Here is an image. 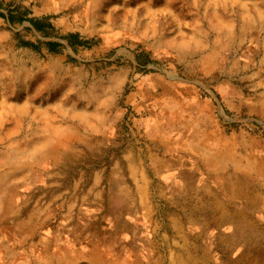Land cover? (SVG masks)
<instances>
[{
    "label": "rangeland",
    "instance_id": "obj_1",
    "mask_svg": "<svg viewBox=\"0 0 264 264\" xmlns=\"http://www.w3.org/2000/svg\"><path fill=\"white\" fill-rule=\"evenodd\" d=\"M33 15L48 19L51 36ZM151 74L193 86L230 128L264 137V0H0V264H81L70 240L81 209L64 204L71 177L56 181L64 105L123 109ZM225 96L262 113L225 112ZM132 118L126 109L124 130ZM53 148L61 165L49 162Z\"/></svg>",
    "mask_w": 264,
    "mask_h": 264
},
{
    "label": "crops",
    "instance_id": "obj_2",
    "mask_svg": "<svg viewBox=\"0 0 264 264\" xmlns=\"http://www.w3.org/2000/svg\"><path fill=\"white\" fill-rule=\"evenodd\" d=\"M221 100L228 113H262ZM123 106L64 105L56 181L71 177L64 204L81 209L70 239L81 264H264V137L230 128L193 86L152 74Z\"/></svg>",
    "mask_w": 264,
    "mask_h": 264
},
{
    "label": "trees",
    "instance_id": "obj_3",
    "mask_svg": "<svg viewBox=\"0 0 264 264\" xmlns=\"http://www.w3.org/2000/svg\"><path fill=\"white\" fill-rule=\"evenodd\" d=\"M28 22L33 26V28L39 32L44 34V36H51L50 33L47 30L53 31V27L50 23H48V19H45L44 21L41 20H35V19H28ZM63 41H65L70 47L74 45L73 41L77 40L76 35H68L65 37H61ZM76 44L79 46H82L86 44V42L76 41ZM46 46L48 48V52L50 54H59L60 49L63 48V45L57 43V42H48L46 43Z\"/></svg>",
    "mask_w": 264,
    "mask_h": 264
},
{
    "label": "bare ground",
    "instance_id": "obj_4",
    "mask_svg": "<svg viewBox=\"0 0 264 264\" xmlns=\"http://www.w3.org/2000/svg\"><path fill=\"white\" fill-rule=\"evenodd\" d=\"M220 157V156H219ZM222 158V157H221ZM225 158V157H224ZM182 169V168H181ZM186 174V173H185ZM167 176V175H166ZM169 177V176H168ZM167 178V177H166ZM165 178V179H166ZM195 178V177H194ZM169 179V178H168ZM177 179V178H176ZM199 179V178H198ZM197 179V180H198ZM201 179V178H200ZM179 180V179H178ZM202 180V179H201ZM166 182V181H165ZM177 182V181H176ZM212 182V181H211ZM167 183V182H166ZM172 184V183H171ZM169 185V184H168ZM175 185V184H174ZM167 186V185H166ZM216 186V185H215ZM171 187V186H170ZM174 188V187H173ZM187 195V194H186ZM192 196V195H191ZM8 197H9V195H8ZM181 198H182V196H181ZM16 199V198H15ZM12 203V202H11ZM10 203V204H11ZM16 203V202H15ZM10 206H12V205H10ZM15 208V207H14ZM9 209V208H8ZM12 209V208H11ZM10 210V209H9ZM2 212V211H1ZM206 213H208V211L206 212ZM207 224V223H206ZM19 226H20V224H19ZM210 227V226H209ZM202 230V229H201ZM204 230V229H203ZM35 232V231H34ZM36 233V232H35ZM206 233H207V231H206ZM205 234V233H204ZM206 235V234H205ZM213 236V235H212ZM263 236V235H262ZM203 237V236H202ZM261 237V236H260ZM264 237V236H263ZM205 238V237H204ZM209 238V237H208ZM24 239H26V238H24ZM200 239V238H199ZM261 239V238H260ZM255 240V239H254ZM262 240V239H261ZM210 242V241H209ZM48 245H49V243H48ZM258 245V244H257ZM211 248V247H210ZM180 249V248H179ZM186 249V248H185ZM43 251V250H42ZM44 251H45V249H44ZM182 251V250H181ZM187 251V250H186ZM187 252H189V251H187ZM186 252V253H187ZM41 253V252H40ZM43 253V252H42ZM197 253V252H196ZM200 253V252H199ZM181 254V253H180ZM198 254V253H197ZM210 254V253H209ZM255 254V253H254ZM257 254V253H256ZM189 256V255H188ZM231 256V255H230ZM247 256V255H246ZM251 256V255H250ZM261 256V255H260ZM46 257V256H45ZM190 257V256H189ZM207 257V256H206ZM212 257V256H211ZM237 257V256H236ZM259 257V256H258ZM30 258V257H29ZM38 258V257H37ZM188 258V257H187ZM186 258V259H187ZM228 258V257H227ZM230 258V257H229ZM239 259H240V257H239ZM213 261V260H212ZM233 261V260H232ZM250 261V260H249ZM260 261V260H259ZM33 262V261H32ZM39 262V261H38ZM52 262V261H51ZM229 262V261H228ZM239 262V261H238ZM246 262V261H245ZM250 262H252V261H250ZM193 263V262H192ZM204 263H205V261H204ZM262 263V262H261ZM196 264V263H195ZM203 264V263H202ZM246 264V263H245Z\"/></svg>",
    "mask_w": 264,
    "mask_h": 264
}]
</instances>
